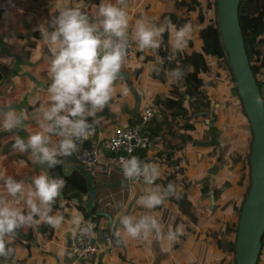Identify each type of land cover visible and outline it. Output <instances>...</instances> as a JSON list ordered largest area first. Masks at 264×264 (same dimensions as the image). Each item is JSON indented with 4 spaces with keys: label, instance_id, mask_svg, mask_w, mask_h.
Here are the masks:
<instances>
[{
    "label": "crops",
    "instance_id": "crops-1",
    "mask_svg": "<svg viewBox=\"0 0 264 264\" xmlns=\"http://www.w3.org/2000/svg\"><path fill=\"white\" fill-rule=\"evenodd\" d=\"M101 2L102 0H0V112L11 109L24 116L21 125L12 131L4 130L0 124V176H10L23 182L26 187L31 186L34 176L45 171L52 177L51 169L36 163L30 152L21 153L13 149L17 137L27 139L38 130L34 119L36 110L41 104L50 103L47 87L51 83V56L37 26L40 23L47 26L48 21L55 18L59 8L63 6L79 8L90 21H98L97 11ZM204 4L203 0H126L128 30L133 38L137 20L143 19L147 25L161 26L164 25L167 14L193 7L188 14L187 23L191 26L188 44L192 50L184 48L182 55L184 51H200L204 47L200 31L212 21L213 16L208 20ZM159 39L162 43L163 34ZM133 41L136 44L134 39ZM197 43L200 49L196 48ZM165 49L168 50L170 59L182 56H170L171 33ZM137 50L145 52L146 59L125 58L121 72L114 82L112 99L97 113L100 119L95 125L92 141L101 145L103 160L109 159L103 141L116 128L133 125L144 108L156 109V99L168 96L164 97L163 88L158 85L154 76V69L163 62L158 49L141 51L137 47ZM208 56L211 55H206L207 61ZM209 58L218 60L215 56ZM202 75L206 80V91L211 79L207 80L204 73ZM261 78L264 97V76L261 75ZM209 94L215 95L211 90ZM208 98L212 107V99ZM217 106L215 104L213 110L194 114L190 135L180 132L186 138L184 148L178 147L181 142L178 135L176 138L169 137L165 132L168 124L163 113L159 112V118L152 124L154 140L150 147L143 150L140 160L158 165L159 176L153 186L163 189L171 182L180 198L168 196L161 205L147 209L137 203L145 194L147 185L130 182L118 171L110 175H86L77 161V153L62 157L58 163L62 173L67 177L75 172L82 174L87 181L88 192H61L52 204L50 213L63 216L59 227L49 228L40 223L18 229L14 235L5 237L6 247L13 249V252L7 259L0 257V264H210L213 248L218 247L219 243L211 241L209 245L205 239H217L218 208L225 193L222 190L228 184V175L241 163L237 165L235 160L242 161L240 157L233 158L232 148L235 143L230 138L223 140L219 137L222 130L217 127ZM91 119L88 118L89 122ZM138 154L140 155L139 149L134 156ZM177 165L182 170H175ZM0 196L7 197L26 213L23 201H13L7 196L3 181H0ZM81 206L86 211H95L99 225L97 241L100 245L105 244L104 231H111L114 237L113 244L108 249L100 250L98 257L92 260L77 258L72 252L80 225L74 221L79 219L81 223L86 215ZM124 215L135 220L145 215L154 217L160 225L159 236L154 230L147 235L142 233L138 238L128 236L119 222ZM177 227L182 228V233L175 240H169L168 233L175 232ZM30 228L35 232L33 238L26 237ZM117 230L121 233L119 238L115 235ZM259 264H264V257Z\"/></svg>",
    "mask_w": 264,
    "mask_h": 264
},
{
    "label": "clouds",
    "instance_id": "clouds-1",
    "mask_svg": "<svg viewBox=\"0 0 264 264\" xmlns=\"http://www.w3.org/2000/svg\"><path fill=\"white\" fill-rule=\"evenodd\" d=\"M126 0H102L98 5V21H90L79 8L63 6L55 18L40 23L37 30L49 48V74L51 83L47 87L49 104L36 110L34 119L38 130L27 139L17 137L13 149L21 153L30 152L35 162L47 169L58 165L60 158L71 156L79 151V146L95 129L99 121L97 113L110 102L125 60L128 47V14ZM171 33V51H182L188 44L191 26L179 28L166 19L164 25H147L143 19L135 22L133 39L141 51L156 50L160 47V37L166 31ZM182 68L171 70L175 79L184 76ZM127 90H125L126 93ZM257 103L264 100L256 98ZM2 128L12 131L21 125L23 113L14 110L0 112ZM91 117V122L88 118ZM53 137L56 139L53 140ZM119 164L127 180L143 179L147 187L145 194L137 201L147 209L161 205L168 196H176V188L169 183L166 188L153 186L159 176L158 165L142 162L137 156L121 158ZM3 181L7 196L13 201H23L26 213L5 196H0V257L8 258L13 249L6 247L5 237L14 235L18 229L46 223L56 228L63 222V216L52 215V204L61 194L66 181L61 177H51L45 171L32 178L31 186L12 177ZM38 217V219H36ZM77 225L80 220L74 221ZM124 232L133 238L153 230L159 236L160 225L149 215L135 220L131 216H121L119 220ZM90 225V224H89ZM88 233L87 226L81 229ZM182 233L177 227L168 233L169 240H175ZM119 238V230L115 232Z\"/></svg>",
    "mask_w": 264,
    "mask_h": 264
},
{
    "label": "rangeland",
    "instance_id": "rangeland-1",
    "mask_svg": "<svg viewBox=\"0 0 264 264\" xmlns=\"http://www.w3.org/2000/svg\"><path fill=\"white\" fill-rule=\"evenodd\" d=\"M203 1L205 3L204 8L208 20L211 19L212 15V19L213 17L214 19H216L217 13L215 9L212 8L215 7L216 0ZM210 5L212 6L210 7ZM195 46L193 47V49L195 48ZM196 48H201L199 47L198 43ZM185 49H188L189 51L190 49L192 50L189 44L185 47ZM175 55H182V51H179L175 54H170L171 57H174ZM211 56H208V61L206 60L205 64L206 71L204 72V75L207 77V80L211 79V82L209 84L210 87L206 90V93L207 96L212 99V104H218L217 127L221 128L222 130V133L219 136L220 139L223 138V140H225L226 138H230L233 141V144L235 143L234 147L232 148L233 158L240 157L242 158V162L236 168L233 169L232 174L228 175L229 181L226 182L228 184L225 189L222 190V192L225 193L223 194V202L219 205L218 208L219 222H217V239L208 237L205 239V241L209 245L211 241H214L216 244L219 243L218 247L213 248L214 251L212 252L209 259L210 264H234L237 255L236 224L239 221L240 217L238 211L239 207L243 205V201L248 194V186L250 183L249 171L248 169H242V163L243 161H245V159L247 160L254 135L250 127V121L242 110L243 103H241L242 101L234 92L235 83L233 84L232 79H230V69L227 67L226 64H221L218 58L217 61L213 58H209ZM156 71L161 72V77L155 76ZM170 73L171 70L162 71L159 65L154 69V76L156 77L158 85L163 88L165 95L164 97L172 94L171 89L176 87V85L180 81V79L173 78ZM260 86L262 89V79L260 80ZM181 89L184 90L185 86L182 85ZM210 90L212 93L215 94L214 96L209 94ZM185 98L187 99V101L189 100L188 96ZM196 101L194 102L193 107H191L192 110H194L195 108H202L204 109L203 111L213 110L214 105L211 107V105L209 104L208 108H205L200 100ZM190 102L193 103V100L191 98ZM163 115L165 116V122L168 124L165 129V132L168 134V136L176 138V135H178L181 139L180 144L184 142L186 138H184V135L180 134V132L187 134L186 136L190 135L191 128L188 129L185 126L190 124L192 125L191 120L194 118V115H178L174 117V109L168 110L166 113H163ZM208 133L209 128L207 129V134ZM170 143H172V141H170ZM174 146L175 145H173V147ZM172 162H174V159H172ZM175 170L180 171L182 170V167L177 165L175 166ZM174 181L176 180L174 179ZM263 257L264 250L261 251L259 258L260 262Z\"/></svg>",
    "mask_w": 264,
    "mask_h": 264
},
{
    "label": "trees",
    "instance_id": "trees-1",
    "mask_svg": "<svg viewBox=\"0 0 264 264\" xmlns=\"http://www.w3.org/2000/svg\"><path fill=\"white\" fill-rule=\"evenodd\" d=\"M215 9L217 13V0L215 1ZM212 5H210L211 7ZM193 7H188L186 9L182 8L178 12L169 13L167 14L165 19H170L172 24L175 25L177 28L185 25L189 21L188 14L193 10ZM203 13V11H202ZM201 13V18L204 20V16ZM239 15H240V22H241V29L242 35L244 37V42L246 46L247 53L250 58L251 67L253 73L257 79V83L260 86L261 75L264 76V0H241L240 8H239ZM170 31L166 30L163 33V42L161 43L160 47L158 48V53L162 56L163 62L160 64V69L162 71L172 70L177 67L182 68L184 71V76L180 79L179 83L171 89L170 95L166 98L156 99V111L160 113H166L168 110L174 109V117L176 116H188L189 114H195L204 109L195 108L194 110L191 109L193 104L196 100H200L201 103L205 108H208L210 104V100L206 94L205 86L206 80L203 77V73L206 71V55H212L219 59L221 64H226L227 67L230 69L231 77L234 86V92L236 95L241 99V96L238 91V87L236 84V79L233 73L231 66L229 65V60L225 54L224 46L222 43L221 38V31L218 25V19H212L210 23H208L205 27H203L200 31L201 38L204 42V47L202 50L197 51L193 50L191 52L184 51L183 55L179 57V59H170L168 55V50L165 49V45L168 44ZM155 76L161 77V72L156 71ZM184 85L185 89L182 90L181 86ZM262 91V90H261ZM189 97V100L185 97ZM190 98L193 99V103L190 102ZM197 102V101H196ZM211 105V104H210ZM243 106V104H242ZM162 111V112H161ZM243 112L247 116L244 106ZM248 117V116H247ZM186 128H192V125H186ZM187 142L184 141L181 144L179 143L178 147L184 148ZM252 145V144H251ZM141 149V150H140ZM140 155H136L140 159L143 156V150L140 148ZM137 153V152H136ZM135 155V154H134ZM250 156H251V149L250 153L247 157V160L243 161L242 169H248L250 174V183L248 186V191L251 184V166H250ZM241 159L235 160V164H239ZM51 175L52 177H61L66 181L65 187L63 188V192H80V193H87L89 188L85 177L80 174L79 172L73 173L71 176L67 177L62 173L61 166L58 164L56 167L51 168ZM76 197H79L76 194ZM246 198V197H245ZM245 200V199H244ZM244 202V201H243ZM81 208L86 212L85 216L95 215V211L89 212L86 211L83 206ZM242 205L239 207V214L241 213ZM237 222L236 226L238 228ZM45 227L52 228L48 224L44 223ZM236 228V230H237ZM43 231V230H42ZM45 232V231H44ZM35 236V232L33 229L30 228L28 231L27 238H33ZM237 239V235H236ZM263 247L264 250V237H263ZM260 263V261H258ZM236 263V260L234 264Z\"/></svg>",
    "mask_w": 264,
    "mask_h": 264
},
{
    "label": "water",
    "instance_id": "water-1",
    "mask_svg": "<svg viewBox=\"0 0 264 264\" xmlns=\"http://www.w3.org/2000/svg\"><path fill=\"white\" fill-rule=\"evenodd\" d=\"M240 3L241 0H217V19L224 51L254 135L250 156L251 184L239 217L235 264H258L264 237V104L257 103L256 98H264L242 35ZM80 168L84 174H92Z\"/></svg>",
    "mask_w": 264,
    "mask_h": 264
},
{
    "label": "built area",
    "instance_id": "built-area-1",
    "mask_svg": "<svg viewBox=\"0 0 264 264\" xmlns=\"http://www.w3.org/2000/svg\"><path fill=\"white\" fill-rule=\"evenodd\" d=\"M128 38L129 43L126 48L125 58L128 60L146 59V53L137 50L129 30ZM159 116L160 114L155 108L146 107L141 111L137 121L133 125L116 128L113 133L103 141V146L109 153L108 160H103L101 157V145L92 141V137L95 133L94 129L91 135L79 146V151L76 154L79 165L92 174L110 175L114 171H118L124 177L122 168L119 164L120 159L122 157L128 158L134 156L138 149H147L152 145L154 135L151 131V127ZM157 180L158 178L154 181V185L157 183ZM128 181L144 184L142 178ZM87 225L90 231L85 234L81 229ZM98 226L96 215L85 216L82 219L79 225L76 243L72 248V252L77 258L86 260L95 259L98 257L100 250L108 249L113 244L114 237L111 231H104V245L98 243Z\"/></svg>",
    "mask_w": 264,
    "mask_h": 264
}]
</instances>
